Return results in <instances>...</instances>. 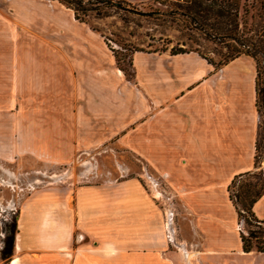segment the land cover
Here are the masks:
<instances>
[{
	"label": "rangeland",
	"instance_id": "rangeland-1",
	"mask_svg": "<svg viewBox=\"0 0 264 264\" xmlns=\"http://www.w3.org/2000/svg\"><path fill=\"white\" fill-rule=\"evenodd\" d=\"M3 1L0 8H7L10 20L7 28L0 25V47L6 50L0 51V184L8 181L15 187V207L25 193L21 188L37 179L45 180L37 190L58 186L72 193L80 184L134 178L150 194L155 188L171 194L147 152L150 69L164 66L173 50L198 51L218 64L227 63L230 54L226 42L215 41L194 27L186 7L196 0H124L123 8L109 7L103 16L91 13L85 22L59 0H6L7 6ZM198 1L214 10L232 3ZM238 5L240 28L252 36L263 28L264 0H239ZM215 22L213 13L208 23ZM11 31L13 42L8 40ZM69 54L74 55L71 62L65 57ZM54 115L60 118L56 121L61 135L57 163L53 154L44 162L41 154L31 153L41 146L39 126L44 119L53 125ZM263 136L264 121L259 129L261 141ZM263 155L264 149L258 168L262 173ZM241 189L238 184L235 192ZM27 191L25 195L35 192ZM178 217L176 223L181 224L183 219ZM239 223L245 234L256 229ZM8 242L11 238L6 246ZM17 251L12 242L10 253L0 255V264H10L14 256H20L23 264L28 255L25 249ZM35 253L39 257L40 252ZM195 257L191 260L198 264ZM214 258L213 264H264V256L254 261L253 256L233 251Z\"/></svg>",
	"mask_w": 264,
	"mask_h": 264
},
{
	"label": "crops",
	"instance_id": "crops-1",
	"mask_svg": "<svg viewBox=\"0 0 264 264\" xmlns=\"http://www.w3.org/2000/svg\"><path fill=\"white\" fill-rule=\"evenodd\" d=\"M7 11L0 8L5 28ZM8 34L13 42V31ZM65 57L71 62L74 55ZM149 75L147 152L171 194L158 188L150 194L134 178L80 184L72 193L58 186L36 190L24 199L18 221L16 251L28 255L23 264H193L195 255L198 264H213L229 251L254 261L264 256L243 250L229 192L236 175L255 169L261 115L254 58L241 55L218 64L198 51L173 52ZM49 121L39 126L41 146L31 153L44 162L53 154L57 163L60 118ZM254 212L264 219V193ZM19 257L13 258L22 264Z\"/></svg>",
	"mask_w": 264,
	"mask_h": 264
},
{
	"label": "trees",
	"instance_id": "trees-1",
	"mask_svg": "<svg viewBox=\"0 0 264 264\" xmlns=\"http://www.w3.org/2000/svg\"><path fill=\"white\" fill-rule=\"evenodd\" d=\"M61 3L72 8L75 12V18L85 22L91 13L98 16L108 15L107 8H123L124 0H59ZM225 2V1H224ZM239 0L235 4L223 3L219 9L204 7L202 1H194L187 6L188 14L194 27L208 37L219 42H226L230 54L226 62L235 59L241 55H249L254 58L257 66V106L261 115L259 129L264 121V25L262 29H256L252 36L247 35L244 29L240 28L239 21ZM215 14L216 22L213 25L208 23L211 14ZM173 52H176L173 50ZM179 52H185L179 50ZM260 137L257 141V150L255 155V169L240 173L235 176L229 185L230 199L233 202L239 217V222H245L246 226L254 225L255 230H249L248 234L241 231L243 250L245 252L258 251L264 252V219H260L254 212L255 203L264 193V172L258 171L261 165V152L264 149ZM264 157V155L262 156ZM260 177L256 182L254 179ZM238 184H242L243 189L235 192Z\"/></svg>",
	"mask_w": 264,
	"mask_h": 264
},
{
	"label": "flooded vegetation",
	"instance_id": "flooded-vegetation-1",
	"mask_svg": "<svg viewBox=\"0 0 264 264\" xmlns=\"http://www.w3.org/2000/svg\"><path fill=\"white\" fill-rule=\"evenodd\" d=\"M8 174L12 175L10 173ZM37 174H41L42 176H44L45 173L42 171L41 172L38 171ZM44 182L45 180H39V179L33 180L31 182H26L25 185L21 188V191L23 193L24 192L28 193L27 189L28 190L34 189L36 191L38 189L37 186L40 187V185L44 184ZM8 183L10 182L4 181V183L0 184V188L1 186L5 187V189H1L0 191V255L2 253L6 255L10 253V250L12 249V242L14 243V249L16 250V237L19 232L18 221H19V216L21 214L22 203L24 199H26L27 196H29V194L25 195L24 193L23 198L19 200L17 207H15V201L13 195L15 187L9 186ZM9 238H11V242H8V246H6L7 239Z\"/></svg>",
	"mask_w": 264,
	"mask_h": 264
},
{
	"label": "bare ground",
	"instance_id": "bare-ground-1",
	"mask_svg": "<svg viewBox=\"0 0 264 264\" xmlns=\"http://www.w3.org/2000/svg\"><path fill=\"white\" fill-rule=\"evenodd\" d=\"M17 262H18V258H13L10 264H17Z\"/></svg>",
	"mask_w": 264,
	"mask_h": 264
},
{
	"label": "water",
	"instance_id": "water-1",
	"mask_svg": "<svg viewBox=\"0 0 264 264\" xmlns=\"http://www.w3.org/2000/svg\"><path fill=\"white\" fill-rule=\"evenodd\" d=\"M84 238V237H83ZM83 238L79 237L78 239L83 240Z\"/></svg>",
	"mask_w": 264,
	"mask_h": 264
}]
</instances>
